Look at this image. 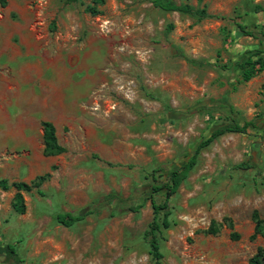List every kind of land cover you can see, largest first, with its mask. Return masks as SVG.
<instances>
[{"label": "rangeland", "instance_id": "rangeland-1", "mask_svg": "<svg viewBox=\"0 0 264 264\" xmlns=\"http://www.w3.org/2000/svg\"><path fill=\"white\" fill-rule=\"evenodd\" d=\"M174 1L219 17L149 0H104L96 14L88 0L0 1V178L49 173L41 195L21 192L22 213L14 188L0 189V264H152L148 185L215 128L245 121L201 148L169 197L159 264H247L264 250V237L250 238L252 212L264 218V69L247 81L238 69L264 56V0ZM41 120L63 152L43 154ZM87 210L68 227L54 220ZM211 221L215 234L204 232Z\"/></svg>", "mask_w": 264, "mask_h": 264}, {"label": "trees", "instance_id": "trees-1", "mask_svg": "<svg viewBox=\"0 0 264 264\" xmlns=\"http://www.w3.org/2000/svg\"><path fill=\"white\" fill-rule=\"evenodd\" d=\"M2 3L4 0H0ZM104 0H88L84 5V11L90 14L97 13V6L101 5ZM65 4L73 2H81V0H63ZM152 7L157 8L161 11L169 12L176 11L181 13L190 14L196 16L198 19L206 17H219L216 14H212L206 11L204 7H193L187 3H177L174 0H149ZM255 9H264L259 6H255ZM221 17V16H220ZM236 28L244 35L251 36L252 32L246 28V25L240 22H234ZM170 27V25L168 26ZM178 55L183 57L185 60L189 59L184 56V54L178 52ZM239 76L241 81H247L262 69H264V56H257L252 58L248 56L244 61L238 63ZM250 122L245 121L241 125L237 123L225 124L212 130L207 137L198 142L193 153L183 161L177 168L172 169L167 175L166 179L162 183H150L148 185V199L151 207V219L148 222L145 230L142 233V238L147 245V253L152 261V264H159L162 258V252L159 247V236L162 230L169 226V213L168 199L176 191L178 186L182 181L186 179L189 172L193 168L196 162V155L198 151L207 146L212 140H214L219 135L225 132H244L246 127ZM41 128V141H42V151L45 155L58 154L64 151V147L57 141L55 128L51 121L41 120L39 122ZM240 166V164H237ZM49 173L38 175L29 182L23 181H11L9 182L6 178H0V189H8L9 187L14 188V193L12 196L11 207L14 211L22 213L24 210V204L22 200V191H30L34 189L38 194H42L39 190V186L43 180L48 177ZM153 179H155L152 176ZM163 193L162 200L157 201L154 197L156 194ZM118 198L114 193H107L104 195V199L111 200ZM143 201L128 206L130 211L136 212L142 206ZM90 213V210L84 211L81 214H72L70 212H56L54 215V220L56 223L63 225L65 227L71 226L76 221L81 220L85 215ZM252 218L254 220L253 231L250 238L255 235H260L264 237V218H258L256 211L252 212ZM229 225V224H228ZM217 223L211 221L204 232L208 234H215L217 232ZM230 237L236 239L237 235L234 232H230ZM7 249L13 255V259L18 261L15 255V250L12 245H7ZM247 264H264V250L257 249L247 260Z\"/></svg>", "mask_w": 264, "mask_h": 264}]
</instances>
